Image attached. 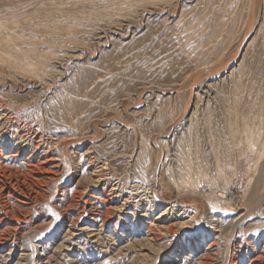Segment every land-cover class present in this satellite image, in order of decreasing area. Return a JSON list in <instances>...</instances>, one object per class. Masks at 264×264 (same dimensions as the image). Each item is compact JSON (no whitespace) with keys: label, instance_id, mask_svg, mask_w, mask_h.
<instances>
[{"label":"rangeland","instance_id":"1","mask_svg":"<svg viewBox=\"0 0 264 264\" xmlns=\"http://www.w3.org/2000/svg\"><path fill=\"white\" fill-rule=\"evenodd\" d=\"M0 103V264H264V0H0Z\"/></svg>","mask_w":264,"mask_h":264},{"label":"bare ground","instance_id":"2","mask_svg":"<svg viewBox=\"0 0 264 264\" xmlns=\"http://www.w3.org/2000/svg\"><path fill=\"white\" fill-rule=\"evenodd\" d=\"M1 104V103H0ZM2 105V104H1ZM4 107V106H3ZM5 108H6V106H5ZM4 108V109H5ZM7 112V111H6ZM3 115V114H2ZM5 115V114H4ZM9 115V114H8ZM4 117V116H3ZM2 117V118H3ZM5 118H7V117H5ZM13 122V121H12ZM22 122V121H21ZM6 124V123H5ZM4 124V125H5ZM12 125V124H11ZM6 126V125H5ZM7 128V127H6ZM7 132V131H6ZM29 135H31V134H34L35 135V137H38L39 139H38V141H37V144H36V148H41L42 146H43V143H44V141H45V138L43 137V135H39L38 134V132H36V131H34V129L33 128H29ZM27 133V134H28ZM48 153V152H47ZM0 154L2 155V157H0V158H4L3 156L5 155L4 154V152H3V150H0ZM4 154V155H3ZM0 155V156H1ZM48 160V159H47ZM53 160H55V159H53V157H51L50 158V161H53ZM46 163H47V161H45V160H43L42 158H39V159H36L35 161H34V163H33V161H32V163H28L27 164V166H29V167H27L28 168V174H30V172H33L34 173V175L32 174L31 175V179L30 180H32V182L33 183H35V184H37L38 186L39 185H43V183H46L47 181H51V175L52 174H56V170H55V168H57V166L58 165H54L53 163V167H49L48 165H46ZM0 168L2 169L3 168V161L0 159ZM5 168V167H4ZM6 169V168H5ZM30 176V175H29ZM103 176V175H102ZM27 178V177H26ZM30 182V181H29ZM58 182V181H57ZM40 188V187H39ZM41 188H40V190H37L36 192H37V194H41ZM137 192L138 193H144V192H146V190H141L140 188H137ZM148 191V190H147ZM148 193H151L150 195L151 196H149V198H150V200H149V203H150V207L153 209V211H157V212H159V213H161V215L159 216V218L160 217H163V216H165L167 213L166 212H170L171 210H172V213H174V211H179L180 213L182 212V214H187L186 212H185V210L183 211V210H178L177 209V207H174L173 205H171L170 203H168L167 205V207L166 208H164L165 206H164V204H163V201H161L160 199H158L157 197H156V195H154V193L152 192V191H148L146 194H148ZM80 194V193H79ZM99 198V197H98ZM99 200H100V198H99ZM127 200V199H126ZM86 204V203H85ZM86 210V208L85 207H83V213L84 212H86L85 211ZM263 214V213H262ZM100 216V215H99ZM184 216V215H183ZM186 216V215H185ZM191 216V215H190ZM187 217V216H186ZM106 220V219H105ZM74 223V222H73ZM183 225L185 224V222H183L182 223ZM150 229V228H149ZM5 235L3 234V233H0V245L2 244V243H4L5 242Z\"/></svg>","mask_w":264,"mask_h":264},{"label":"water","instance_id":"3","mask_svg":"<svg viewBox=\"0 0 264 264\" xmlns=\"http://www.w3.org/2000/svg\"><path fill=\"white\" fill-rule=\"evenodd\" d=\"M229 197H232L231 195H229ZM263 212L261 211L260 214H262Z\"/></svg>","mask_w":264,"mask_h":264}]
</instances>
